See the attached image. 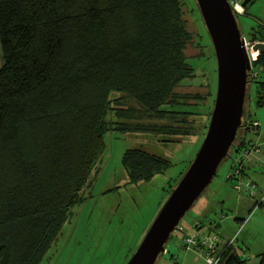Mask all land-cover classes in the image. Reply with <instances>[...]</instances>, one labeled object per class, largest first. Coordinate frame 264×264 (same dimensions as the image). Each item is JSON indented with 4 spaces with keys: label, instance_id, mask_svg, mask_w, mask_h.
Returning <instances> with one entry per match:
<instances>
[{
    "label": "trees",
    "instance_id": "trees-1",
    "mask_svg": "<svg viewBox=\"0 0 264 264\" xmlns=\"http://www.w3.org/2000/svg\"><path fill=\"white\" fill-rule=\"evenodd\" d=\"M183 5L182 0H0V264L42 263L72 208L83 202L107 132L196 133L205 119L202 98L175 92L193 72L185 55L191 34ZM255 20L253 45L264 42V23ZM255 69L259 78L252 75ZM248 75L262 108L264 51L256 53ZM254 123L244 111L230 154L257 148L247 147L244 138L258 128ZM243 164H237L240 178ZM121 165L136 184L163 174L170 163L128 149ZM232 244L222 245L219 264H245ZM258 257L264 264V251Z\"/></svg>",
    "mask_w": 264,
    "mask_h": 264
},
{
    "label": "rangeland",
    "instance_id": "rangeland-1",
    "mask_svg": "<svg viewBox=\"0 0 264 264\" xmlns=\"http://www.w3.org/2000/svg\"><path fill=\"white\" fill-rule=\"evenodd\" d=\"M182 1L186 30L191 34L185 55L187 62L193 67V72L190 78L179 83L175 92L198 95L202 98V109L205 113L203 123L197 125L196 133L183 137L107 132L104 136V151L96 161L88 186L82 192L83 202L72 208L71 215L64 223L60 235L47 251L41 264H125L200 147L204 138L201 135L202 127L205 124L207 112L213 108L216 95L217 64L213 46L196 1ZM255 19L264 23V0H253V3L248 6L247 13L237 16L252 61L256 52L252 51L250 33L253 30H259V27H255ZM252 27L254 29L251 30ZM1 66L0 55V68ZM260 72L259 69H255L253 77L257 74L259 78ZM117 96L119 95L113 97ZM121 100L125 104L130 101L125 97ZM255 102V85L249 83L244 105L245 115L251 122H256L257 127L260 126L261 129L259 132L255 128H250L245 139L247 147H257L263 152L264 145L260 143L264 142V107L258 108ZM250 142L257 143L250 145ZM128 149H140L164 158L170 166L163 174L155 176L150 181L131 184L121 165V157ZM231 154L219 165L217 174L204 191V195L215 197L214 211L217 216L220 215L219 218L216 216V220L221 224V231L228 230V241L233 242L239 255L246 260L245 264H258V255L264 251V179L262 182L259 180V174L264 178L263 169L261 165L255 169L258 173L256 179L257 182L259 181V192L256 183L252 180L240 178L232 182L233 188L239 182L255 185L251 195L250 191L245 192V189L238 191L231 188L232 194L241 197L242 206L237 218L245 219V224L242 227L240 225L234 227L233 224L230 225L232 220L221 221L225 215L230 216L233 213V210H229L230 204L226 203L225 206L218 204L224 197L226 170L228 169V175H230L233 162L241 156L240 152L233 151ZM245 162L246 160L243 163ZM256 203H261L262 206L254 209ZM195 206L197 205H193L181 219L177 230L181 229L186 234L192 230ZM196 233L201 235L204 231L196 230L191 234L188 233L189 235L181 240L179 247L195 253L197 257L202 255L204 260L203 254L185 249L183 243L185 238ZM176 234L177 232L172 233L165 245L169 254L163 253L156 264H205V260L202 261L200 258L197 262L192 261V256L183 261L184 252L181 249L180 252L173 249V243L179 238ZM212 234L209 233V235Z\"/></svg>",
    "mask_w": 264,
    "mask_h": 264
},
{
    "label": "water",
    "instance_id": "water-1",
    "mask_svg": "<svg viewBox=\"0 0 264 264\" xmlns=\"http://www.w3.org/2000/svg\"><path fill=\"white\" fill-rule=\"evenodd\" d=\"M213 46L217 88L204 138L188 168L171 189L139 245L125 264H156L171 234L217 174L242 126L251 57L229 0H195ZM249 0H243L244 8ZM253 37L255 35L253 34ZM263 52L264 43L252 46Z\"/></svg>",
    "mask_w": 264,
    "mask_h": 264
},
{
    "label": "crops",
    "instance_id": "crops-1",
    "mask_svg": "<svg viewBox=\"0 0 264 264\" xmlns=\"http://www.w3.org/2000/svg\"><path fill=\"white\" fill-rule=\"evenodd\" d=\"M259 127L255 128V130L260 132L261 127L260 128ZM248 131H246L245 136H246ZM245 142H246V139H245ZM255 143H257V142H252V143L250 142V145L255 144ZM260 144L264 145V142L260 143ZM259 165L262 166V169H263L262 175L264 176V151L261 152L260 149H258L257 152H254L246 160V162L242 165L243 178L254 181L256 183V185H257V191L258 192H259L260 186L258 184L259 181L257 182V179H256V176L258 175V173L256 172L255 169ZM259 176H260L259 180H260V182H262L264 178H262V176L260 174H259ZM224 178H225V183H226V185L224 186V189H225L224 190V197H223V199L221 201L218 202V204L223 205V206H225L226 203L230 204L231 207L229 208V210L230 209L233 210L232 211L233 213L230 216L225 215L223 217L224 219H222L221 221H223V220L231 221L232 220L233 222L230 223V225L233 224L234 227H235V226L239 225L240 221L245 220V219H242L241 217L237 218V214L239 213V210H240V208L242 206V201H241V197L240 196H235L234 194H232L231 188L232 189H235V188H233V186H232L233 185L232 184L233 180L229 178L228 169L226 170V175L224 176ZM214 202H215V197L214 196H211V195H207L206 196V194L204 195V193L196 201V203L194 204V205H197L194 208L195 209V212H194L195 213L194 214V226L191 227L192 230L187 232V234H186V232L182 231L181 229L180 230H176V231L173 232V233L177 232V234L179 235V238H177L175 240V242L173 243V249L174 250L176 249L178 252H180V249H181L180 247L181 246L179 247V245H180L181 240L184 237H186L187 235L193 233L196 230H199V231L201 230L202 232L204 231V233H215V235L218 237V244L220 246H222V245H224V244H226L228 242V240H229V235H228L229 232H228V230L227 231H223V230L221 231V224L218 223L217 220H216L217 213L214 211V208L216 207ZM261 206H262V204H261ZM261 206H259V207H261ZM219 216L220 215H218L217 217L219 218ZM245 222H246V220H245ZM245 222H244V224H245ZM227 225L230 227L229 224H227ZM197 226H198V228H196ZM181 250L184 252L183 261L186 260V258L188 259L190 256L193 257L192 261H194V262H197L199 260V258L202 261H204L203 257H201L202 255H200V257H197L195 255V253H193L191 251H185L183 249H181ZM195 251L198 252V253L204 254V249L203 248H200V249L198 248ZM165 252H167V254H169V251L167 249L164 250V253ZM240 257H242V256H240Z\"/></svg>",
    "mask_w": 264,
    "mask_h": 264
},
{
    "label": "built area",
    "instance_id": "built-area-1",
    "mask_svg": "<svg viewBox=\"0 0 264 264\" xmlns=\"http://www.w3.org/2000/svg\"><path fill=\"white\" fill-rule=\"evenodd\" d=\"M233 10L237 13L236 9L238 7H241V2L242 0H229ZM237 14H242V13H237ZM264 43V42H263ZM253 56V55H252ZM256 58V54L254 55L253 60ZM255 126H257V123H254ZM257 148H253L250 151L248 150H243L241 151V156L237 161H234L232 166H231V171L229 176H233L236 179L240 178V168L237 167V164L239 162H244L245 160L248 159V157L253 153L257 152ZM243 185V187H242ZM254 188V184L252 183H241L239 182L236 186L235 189L238 191H241L245 189V192L250 191V195L252 193V189ZM185 249L187 250H197L198 248H203L204 249V262L205 264H219L220 262V251L222 246L218 244V238L216 235L212 234H201L199 235L198 233L193 234L190 237H187L183 241Z\"/></svg>",
    "mask_w": 264,
    "mask_h": 264
},
{
    "label": "bare ground",
    "instance_id": "bare-ground-1",
    "mask_svg": "<svg viewBox=\"0 0 264 264\" xmlns=\"http://www.w3.org/2000/svg\"><path fill=\"white\" fill-rule=\"evenodd\" d=\"M236 11H237V13H242V12H243V8H242V7H238V8L236 9Z\"/></svg>",
    "mask_w": 264,
    "mask_h": 264
}]
</instances>
